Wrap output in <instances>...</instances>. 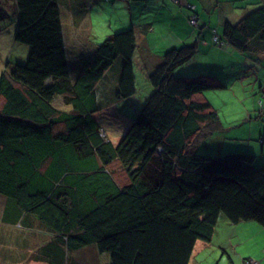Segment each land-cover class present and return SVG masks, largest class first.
Instances as JSON below:
<instances>
[{"label": "trees", "instance_id": "obj_1", "mask_svg": "<svg viewBox=\"0 0 264 264\" xmlns=\"http://www.w3.org/2000/svg\"><path fill=\"white\" fill-rule=\"evenodd\" d=\"M0 1L5 29L27 47L24 61H8L0 74L1 221L15 226L24 249L7 264H27L29 238L37 234L46 241L30 258L46 264H80L71 256L92 245L109 253L108 264H187L195 241L211 240L221 214L264 227V163L256 165L251 152L197 151L223 129L201 94L226 86L211 74H176L197 41L161 54L146 71L152 89L137 104L134 25L73 52L72 68L61 0ZM248 4L235 22L223 20L215 40L263 55L264 2ZM106 84L113 99L127 100L117 102V112L129 105L123 113L131 121L116 142L95 117L107 107ZM56 98L70 108L57 107Z\"/></svg>", "mask_w": 264, "mask_h": 264}, {"label": "rangeland", "instance_id": "obj_2", "mask_svg": "<svg viewBox=\"0 0 264 264\" xmlns=\"http://www.w3.org/2000/svg\"><path fill=\"white\" fill-rule=\"evenodd\" d=\"M157 1L164 3L160 5V11ZM173 1L174 0H61V10L63 14L62 23L71 67H76L73 52H77L78 54L82 51L84 52L85 49L91 48L90 43H98L108 34L128 27L131 24L135 26L137 31L139 40L137 48L140 53L142 50L149 51V49H151L153 53H157L156 51L165 49L170 41L167 39L161 40L160 36L169 34L171 29H174L170 27V16L168 15V11L178 9V6H174V10L170 9L173 6ZM250 1L251 0H249V2ZM188 2L195 3L200 7L199 12L203 10L200 6L202 0H181L179 5H183L182 8L187 9L185 4ZM205 2L208 4V10H203V14H205L204 16L207 23L211 27H216L218 29V34L221 33L222 28L219 11L224 13V15L230 11L231 15L233 9L240 10L244 8L242 6L245 4L238 0L232 2V6L230 7L227 2H219L217 0H205ZM177 4L178 3H175V5ZM7 6L9 18H12L13 7L9 2ZM80 16H85L83 20L84 23L81 22L79 26H77V24L73 22V18L78 19ZM1 23L6 25L7 21ZM198 23L199 25H193L188 22L187 25H180L185 32L187 31L183 36L185 37L184 40L186 43H191L196 39L197 31H200L201 27H203L202 29H204L205 32L207 31V24L202 17L199 18ZM191 30L195 32L192 34L189 32ZM211 30L213 33L212 28ZM142 33L145 34L147 43L144 40L142 41ZM7 36L8 34L4 32L0 38V74L6 68L8 61L11 63L24 61L22 59H24L27 54L24 50L26 45L17 43V45L14 46V44H11L12 39ZM164 41L167 43L164 44ZM213 46L214 45L211 44L206 48L204 43H201L200 46L198 44V49L191 57V60L197 59L200 66L203 65L207 59H222L214 65L218 67L225 65V70L221 67L218 68V72L220 73L219 76L214 74L212 68L197 67L196 70H189L188 66L191 60L178 65L176 70V74L180 73V71H182V73L184 72V74L178 75H194L198 73L211 74L226 84L225 87L204 89L201 94L217 111L223 129L214 133L206 142L201 143L197 151L213 155L226 152H251L256 156L254 163L256 165H261L264 163V89L261 88L264 86V59L263 57L259 58L257 55H252L249 52L241 51H237L239 54L238 56L231 55L227 51H219V48L215 50ZM145 56L146 55H143L142 58ZM244 59L247 60L246 64L243 63ZM117 63H119V59L116 61V64ZM140 63L141 67H139V72L136 73V86L137 90L146 91L149 81L142 72L143 61L141 60ZM202 68L203 71H201ZM261 84L262 86H260ZM101 95L102 97L105 96L103 98V103L107 104V107L104 105L103 108L96 111L95 117L99 125L103 128V133L113 142H116L131 121V119L126 120V115L123 113V111L128 113L129 105L121 106L120 113L117 112V102L122 104L124 102L126 103L127 100L125 98H121V100L118 101L117 99H113L112 88L107 84L103 85ZM54 103L59 108H70L64 103L62 98H56ZM114 169L117 173H120V167L118 165L114 166ZM5 203L6 197L0 195V259L4 262L2 264H7L9 260H13L11 256L12 252L24 250L22 245H20L21 242H17L19 236L15 232V226H8L1 221ZM237 224H240V222L232 223L223 214L219 216L215 230L216 233L212 240L215 243L223 242V248L227 253L222 255L221 262H219V256L213 257L219 255L218 252L213 249L211 250L212 257L207 260L203 259L204 264L227 263L229 255L227 248L232 252L233 249H230L229 245L233 244V246H235L238 242L235 240L232 242L230 241L235 237L233 236V229ZM239 234L243 235L242 232H239ZM45 241L46 238L41 237L40 234L29 238V251L26 252L28 256H33L36 245L44 244ZM248 245L249 244L242 243L239 244V247L243 251L248 250L249 254L252 253L251 251L256 250L254 244H250V247H248ZM257 245L259 248L260 244ZM15 256H22V253L15 252ZM30 257L29 260L26 261L27 264H43ZM71 257L80 264H108L110 262L109 253L107 251H99L95 248V245L79 249L74 252ZM245 259L250 261L249 264H259L258 259L255 257L248 256V258ZM228 263L230 264L229 261ZM238 264H242V261L238 260ZM243 264L247 263L243 260Z\"/></svg>", "mask_w": 264, "mask_h": 264}, {"label": "crops", "instance_id": "obj_3", "mask_svg": "<svg viewBox=\"0 0 264 264\" xmlns=\"http://www.w3.org/2000/svg\"><path fill=\"white\" fill-rule=\"evenodd\" d=\"M180 1L181 0H174L173 3L171 2L173 4V6L170 9L174 10V6H178L177 7L178 9H176L174 11H168V15L170 16V20H169V22L171 24L170 27L174 28V29H171V32L169 34H163V35L160 36L161 40L162 39H164V40L167 39V40L170 41V43H168V45H167V47H165V49L156 51L157 53H153V51L151 49H149V51L142 50L141 53H140V51L137 49L135 51V53H134V59H133L135 76H136V73L139 72V67H141V63H140L141 60L143 61V63H142L143 75H145L147 77L146 71L148 69L152 68L153 66H155L157 63H159V61L161 59V54L165 50H167V49H169L171 47L179 46L182 43H186V41L184 40L185 37H183V36L187 33V31L185 32L183 27L180 26V25L181 24L182 25L183 24L187 25V22L189 23L190 15L196 16L197 22H198L199 18L202 17V19H204L205 23L207 24V26H206L207 27V31L206 32H205L204 29H202L203 27L200 28V31H197V36H196V39L194 40V41H197V45L199 44V46H200L201 43H204L205 47L208 48L212 44V45H214L213 47H214L215 50L219 48V51H221V52L227 51L231 55H235V56L239 55L237 51H240V50L234 48L229 43H226L225 41H221L220 42V40H218V41L215 40V35H217L219 37L218 29L216 27L215 28L211 27L206 21V18L204 16L205 14H203V10H205V11L208 10V4L205 2V0H202V2L200 4V6L203 8V10H201V12H199V8L200 7H198L195 3H189L188 2L187 4H185V7L188 10L182 8L183 5L182 6L179 5ZM217 1H219V2H227L230 5V7H231L232 6V2L238 1V0H217ZM239 1H242V2L245 3L242 6V7H245V8L240 9L241 11L239 9H233L232 12H231V15H230V11H228L226 15H224V13H221V11H219V16H220V19H221L220 24H222V22H223V20L225 18H228L231 21L235 22L241 16V14L244 12L245 9L251 8L250 5L248 4V3H250L249 0H239ZM251 1L252 2H257V1L264 2V0H251ZM157 3H158V9L160 11V5H163L164 3L160 2V1H157ZM175 3H178V4L175 5ZM190 4L194 5V9L195 10H194L193 13L189 9V5ZM62 17H63V15H62ZM84 19H85V16H82L81 18H78V19L73 18V22L75 24H77V26H79V23L83 22ZM6 20H7L6 17L0 18V38H1V36H2V34L4 32H6L8 34V36L11 38V32L12 31L6 30L5 29V25H3L1 23V22H5ZM197 25H199V23H197ZM211 28L213 29V33H212ZM189 32L193 34L195 31L191 30ZM141 39H142V41L143 40L146 41V37H145L144 33H142ZM11 41H12L11 44H14V46L17 45V44H15V42H13V40H11ZM146 43H147V41H146ZM165 43H167V42L164 41V44ZM24 50L27 53V47L26 46H25ZM143 55H146V56L142 58ZM262 57L264 59V54L263 55L262 54L259 55V58H262ZM189 60H191V59H189ZM221 60L222 59H218V58L207 59L206 62L203 65L199 66V64L197 62V59H195V60H191V63H190V65L188 67H189V70H191V71L196 70L197 67L212 68L214 70L213 71L214 74L219 76L220 73L218 72V68H220L221 66L218 67V66H214V65L217 64ZM246 62H247V60L244 59L243 63L246 64ZM221 68H223V70H225V65H222ZM176 70H177V68H176ZM201 71H203V68L201 69ZM180 73H182V71H180ZM191 73H193V72H191ZM147 85H148V87H147L146 91L136 90V95L138 97V99L136 97L137 104H139L140 101L143 100V98L146 95H148V93L151 91V89H152L151 84L147 83ZM260 86H262V84ZM263 87L264 86H262L261 88L263 89ZM133 101L135 102L133 97H131L130 103L132 104L133 107H135V103ZM216 225H217V223H216ZM216 225H215V228H214V232H213L212 238H213V236L216 233L215 232ZM239 232H242L243 235H240ZM233 233H234L233 236H235V237H233L230 241L232 242V241L235 240V241H238V242L235 244V246H233V244L229 245L230 249H233L232 252L229 250V248H227L228 251H229V253H228L229 255H228V259L227 260L230 262V264H238V260H241L242 264H243V260L246 263L247 259H245V258H248V256L255 257V258L258 259L259 264H264V227L261 226L258 222H255V221H242V222H240V224H237L235 226V228L233 229ZM212 238H211L210 241H204V240H200V239H197L195 241V243L193 245L191 256H190L189 261H188L187 264H204L203 263V259L207 260L208 258L212 257L211 256V250H213V249H215V251H217L218 254H219V255L213 256V257H218L219 256V262H221L222 255L224 253H227V251L223 248V242L215 243L212 240ZM242 243L249 244L248 247H250V244H254L256 250L255 251H251L252 253L249 254L248 250L247 251H243L242 249H240L239 244H242ZM257 244H260L259 248H258ZM15 252H17V251H15ZM15 252H12V254H11L13 259H15V257H16L15 256ZM11 261L12 260H9L8 263L11 262ZM35 261H40V260H35ZM228 261H227L226 264H229ZM40 262L43 263V264H46L45 262H42V261H40Z\"/></svg>", "mask_w": 264, "mask_h": 264}, {"label": "built area", "instance_id": "obj_4", "mask_svg": "<svg viewBox=\"0 0 264 264\" xmlns=\"http://www.w3.org/2000/svg\"><path fill=\"white\" fill-rule=\"evenodd\" d=\"M190 22L191 24H196V17L194 15L190 18ZM215 38L217 37L215 36Z\"/></svg>", "mask_w": 264, "mask_h": 264}, {"label": "bare ground", "instance_id": "obj_5", "mask_svg": "<svg viewBox=\"0 0 264 264\" xmlns=\"http://www.w3.org/2000/svg\"><path fill=\"white\" fill-rule=\"evenodd\" d=\"M189 23H190V21H189ZM191 24V23H190ZM197 49H198V47H197ZM197 49H196V51H197ZM196 53V52H195Z\"/></svg>", "mask_w": 264, "mask_h": 264}]
</instances>
